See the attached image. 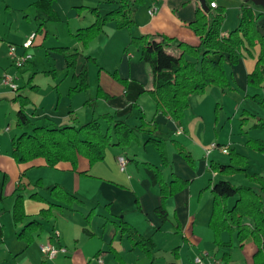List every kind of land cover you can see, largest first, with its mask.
Listing matches in <instances>:
<instances>
[{"label":"crops","instance_id":"crops-1","mask_svg":"<svg viewBox=\"0 0 264 264\" xmlns=\"http://www.w3.org/2000/svg\"><path fill=\"white\" fill-rule=\"evenodd\" d=\"M36 2L38 0H0V78L9 64L10 45L18 46L21 53H24L21 46L32 34H42L41 36L36 34L30 48L32 50L41 46V40L48 34L44 32L46 17L33 6ZM215 3L218 5L216 1ZM198 4L196 0H162L155 16L149 15L152 6L148 9L149 19L137 18L138 13L136 14L138 34L134 36L164 35L175 40L174 46L180 42L198 46L200 40L189 27L195 19ZM34 28H36L35 33ZM66 47L63 43L56 45V48ZM139 57L140 54L135 56L128 54L121 60L119 70L123 71L121 77L127 80V86L115 81L110 70L105 71L100 68L98 89L100 88L105 95L110 96V99L98 100L93 111L88 110L92 108L91 105L86 104L85 106H89L87 108L83 104L81 108L87 110L83 117H80L78 116L80 107L75 110L70 107L67 113L57 117L39 116L37 119L46 120L35 125L79 127L91 121L92 115V118H96L106 114L99 113L96 108L101 104L104 105L102 107L105 111L109 112L108 114L127 122L132 127L140 126L141 118H144V134L140 137V143L137 146L134 145L130 150L109 148L105 160L93 166L87 160L80 158L76 170H73L69 163H62L58 168H49L45 166L43 160L20 164L12 156V140L10 151L3 153L0 149V230L7 231L10 226L13 230L15 198L22 193L26 194L24 204L27 218L20 223L18 229L14 226L13 232L16 235L19 234L27 224L33 221H40L43 225V230L34 234V241L30 245H26L19 239L14 240L13 237L7 241L4 232V238L0 241V264H90L92 258L102 259V254L109 248H114L122 256L125 264H194L195 257L203 254H209L211 258L221 261L222 264H254V255L258 250L254 243H247L240 247L236 235L224 233L223 242L231 241L232 246L219 248L215 245L214 234L209 228L213 195L205 175L209 164L205 163L193 171L178 154V147H185L191 152L193 148H199L200 151L205 152L209 150L210 146L205 149L200 144L202 137L199 133L195 135L196 131H194L196 124L198 126L205 122L203 115L192 114L191 111L181 126H177L170 118L157 114L155 103L147 93L152 90V77L148 67L140 61ZM39 59L38 57L31 59L32 62L26 64L23 70H18L19 78H24V73L31 72L35 66L39 67ZM231 71L236 82L243 87L247 85V76L251 73V69L246 61L240 60L237 66L231 68ZM35 77L33 74L26 85L30 88L31 94H35L41 88L37 85L38 83H34ZM0 87H2L1 84ZM53 91L48 87L45 93L52 97ZM18 96L26 97L30 106L36 107L38 104L41 109L45 107L43 103L35 102L28 92L24 95L17 93L12 103L18 107L19 111L20 104L17 105L18 102L15 101ZM1 99L3 95L2 98L0 95V106L4 103ZM27 107L25 114L29 119ZM192 118L194 121L190 120ZM6 131L9 130L6 129ZM187 131L192 136H187ZM150 138L169 143L172 173L181 179L191 181L187 189L165 202L166 221H163L156 213L162 205V200L159 189L152 185L147 176L146 164L162 170L166 176V182H170L172 177L169 170L164 167L154 145L147 143ZM211 154L213 152L208 155ZM208 155L206 156L209 157ZM119 156H125L128 159L124 171L120 169ZM84 172H87L89 176L81 174ZM37 180L42 182L44 189L40 190L37 185L33 186ZM215 182L212 181V184ZM55 185L75 195L83 202V205L74 206L72 210L54 211V218L41 221L38 214L41 210L47 209L48 205L31 200L28 196L38 193L43 198L49 199L47 191L43 190H48ZM3 213H6V216ZM95 217L97 220L94 219ZM121 221L133 227L142 237L153 241L156 250L150 257L143 253L139 254L141 252L138 250H132L127 235L119 237L121 229L118 226ZM49 245L66 248L67 254L49 260L42 252V248ZM97 264L106 263L102 259L100 263L98 260Z\"/></svg>","mask_w":264,"mask_h":264},{"label":"trees","instance_id":"trees-1","mask_svg":"<svg viewBox=\"0 0 264 264\" xmlns=\"http://www.w3.org/2000/svg\"><path fill=\"white\" fill-rule=\"evenodd\" d=\"M116 2L118 7L102 16L98 9H92L95 21L86 28L78 29L72 37L84 47L105 33L108 23H115L117 29H131L136 27V14L138 7L144 0H110ZM208 11L201 9L198 4L195 19L189 27L199 38L198 46L178 43L164 35L133 36L131 44L139 49L140 61L144 62L152 77V90L147 93L155 103L156 113L170 118L181 126L186 112L191 107L194 96L204 95L208 88L217 86L229 88L227 70L240 63L243 50L259 48L260 53L254 71L247 76L249 86H264V33L261 31V19L264 12L258 13L253 7L246 6L241 10L239 26L227 37L222 36V27L226 20V11L217 5L212 8L215 0H206ZM53 0H39L33 6L44 13L48 20H57L52 7ZM42 27V25L40 26ZM66 59L67 66L72 69L79 56L77 49L57 48ZM95 62V59L89 58ZM112 77L127 86V80L119 78L116 73ZM78 85L71 92L85 90L88 87L85 72L75 76ZM98 97L105 100L110 96L98 89ZM15 101L20 104L18 112V126L23 127L29 123L25 114V107L29 104L26 97L18 96ZM137 127L117 119L112 114H105L81 126L66 125L61 127L34 126L31 132L24 131L20 136L12 139V155L21 164H28L35 160H43L46 167L58 168L62 163H69L73 170L77 169L78 161L83 158L91 166L103 162L109 148L126 150L140 142V134L144 132L145 120ZM147 143H153L160 155L165 168L170 166L168 148L164 140L150 138ZM250 148L264 155V142L250 140ZM178 152L195 166L184 148L178 147ZM230 163L227 165L214 163L210 165L213 174L233 175L245 173L247 157L231 152ZM146 173L152 185L159 189L162 205L156 210L163 221L167 219L165 202L189 187L190 182L174 178L166 183L163 171L146 164ZM89 176L87 172L81 173ZM250 185L235 186L230 181L220 180L212 184L213 209L209 220V228L214 234V243L217 247H231V241L223 242L222 235H236L239 246L254 243L258 250L254 255V264H264V176L260 174L249 175ZM38 188L41 183L38 182ZM49 199L38 193L32 194L31 199L45 203L47 209L39 212L41 221L54 218V211L73 209L81 206L83 202L72 193L59 185L47 190ZM91 215V214H90ZM13 217L16 224L22 223L27 215L24 210L23 199L18 196L14 204ZM89 218V217H88ZM123 234L127 235L132 248H139L148 257L156 250L151 239L142 237L133 227L121 221L118 226ZM43 230L40 221L27 224L18 234V239L30 245L34 241V234ZM2 231L0 230V241ZM120 262L122 258L111 248Z\"/></svg>","mask_w":264,"mask_h":264},{"label":"rangeland","instance_id":"rangeland-1","mask_svg":"<svg viewBox=\"0 0 264 264\" xmlns=\"http://www.w3.org/2000/svg\"><path fill=\"white\" fill-rule=\"evenodd\" d=\"M109 1L110 0H53L52 7L56 13L57 20H48L47 16L41 12L46 17L44 24L46 25L47 31L45 29L44 32H48V34L45 39H40L41 46L36 47L33 50L30 49L29 51V55H31L32 60L37 57L38 59L41 58L39 59V67L35 66L34 70L31 72L24 73V78H19L17 73L18 70L15 69L11 59L8 58L9 64L5 71L1 74V77L6 73L13 77L14 84L18 87V90L12 91L10 88L3 86L1 84L0 78V84L2 86L0 87L2 90L0 95L1 98L3 95V99L1 100L4 102L0 106V149L3 153L5 151L11 150V140L13 137L20 136L24 131L31 132L35 125L46 120L37 119L39 116L47 115V117H57L59 115H63V113H67L70 107L72 110L80 107L78 116L80 115V117H83L86 112L85 110H87L83 109V107L81 108L83 104L84 106L86 104L91 105L92 108L88 110L93 111L95 107L94 105L98 102V100H105L98 97L97 82L99 81L98 73L101 71L100 68L105 69V71L110 70L112 74L116 73L119 78H122L121 76L123 71L119 70L121 60L126 58L128 54L133 56L139 55V49L135 45L131 44L132 37L138 34V25L131 29H117L115 23L110 22L105 27V33L92 41L88 47H84L72 37V34H74L78 29L89 27L95 21L96 17L95 14L91 12L92 9L97 8L99 13L104 16L118 7L115 1L112 3ZM215 1L219 7L224 8L226 11V20L221 31L222 35H228L239 26L241 10L243 7L250 6L253 7L258 13L264 12L263 8L256 7L251 3H245L244 0ZM161 2L162 0H144L143 5L138 7L137 18L145 17L149 19L148 9L151 6H156L159 10ZM78 16H80V18H78ZM260 24L262 30L261 32L264 33V16L262 17ZM35 30L36 28L33 30L34 33ZM36 34L39 36L42 35L40 33ZM124 36L125 41H123ZM57 43L58 45L59 43H63L68 49H77L79 56L74 68L70 69L67 66L64 55H62V53L56 48ZM12 46L17 48L18 54H22L18 46ZM75 46H77V48ZM259 53L260 50L257 47L251 50V53L245 50L242 52L241 60L246 61L247 65L251 69V73L255 69ZM89 58L95 59V62L91 61ZM24 67L21 68V70H23ZM81 72L86 73L88 87L85 90L73 93L71 92L72 89L76 87L79 82L76 80L75 76ZM33 74L36 76L34 83H38L37 85L41 87L37 92H35V94H31L30 88L26 86L28 80H30V77ZM227 77L230 84L229 88L223 89L213 86L208 88L204 95L192 97L191 107L186 112L185 118L182 121L184 122L186 120V116L191 111L192 114H202L205 122L198 126L197 124L195 125V135L199 133V135L202 137L200 144L203 145L205 149H207V147H209L212 143L216 145L218 144V148L211 151L213 154L209 156L207 154L208 151L205 152L202 150L200 151L199 148H193L191 152V150L184 147V152L191 156L195 166L189 163L184 155L180 153L178 154L193 171L199 167H202V165L205 163L209 164L208 171L205 174L207 178V184H209L210 181L226 180L230 181L235 186H248L251 184L248 177L249 175L260 174L264 176V155L255 152L248 145L250 140H260L264 142V86L255 87L249 86L248 84L245 85L246 87L241 86L240 83L236 82L234 79L231 69L227 70ZM117 82L121 85H124L119 81ZM48 87H50L51 90H54V95L52 97H50V95H46L45 93V90ZM26 92L30 94V97L34 99L35 102L43 103L45 107L41 109L38 104L36 107H34V105H27L28 107L26 106V111L30 116L29 123L23 127H19L17 126L19 121L17 113L19 109L17 106H14L12 102L17 93L24 95ZM150 99L152 100L151 97ZM18 104L19 102L17 105ZM102 106L104 105L99 104L96 106L99 113L108 114L109 112L105 111ZM85 107L89 108V106ZM33 116L36 119H32ZM100 116L92 118V115L90 120L97 119ZM190 120L194 121L193 118ZM6 129L9 131H6ZM187 133V136H192L190 132L187 131ZM143 134L144 133H141L140 137H142ZM166 144L168 148L169 143L166 142ZM134 145L137 146V144ZM134 145L126 150H130ZM223 148L226 150V152L222 151ZM232 151H236L237 153L247 157V165L245 167L246 172L235 173L233 175L226 176L215 173L213 174V171L209 170L210 165L214 163L223 165L229 164ZM169 161L170 166L166 169L169 170L172 180H174V178H180L172 173V162L170 160V156ZM164 177H166L165 174ZM172 180L170 182H172ZM38 182H40V180L35 181L33 186L35 187ZM170 182L166 183L169 184ZM189 182L191 185V181ZM197 186L198 185H196V187ZM38 189H44L43 185ZM43 191L45 192L47 189ZM18 196L22 197L24 204V198L26 197V194H18L15 198V202ZM28 198L31 199L30 195ZM3 214L6 216V213ZM94 219L97 220V217ZM19 225L20 223L15 225L14 222L12 225L13 230H11V226L9 230L7 229V231H4L3 229L2 238H4L5 232L7 241H9L12 237L14 240L18 239V234L16 235L13 231L14 226H17L18 229ZM121 235L126 236V234H123L122 231L119 230V237ZM132 250H138L141 252L139 254H145L139 248H132ZM102 255L103 258H101L103 261L105 260L106 264H125L124 262H120L117 259L116 255L111 251L110 248ZM119 256L122 258L121 255ZM97 259L102 261L100 258H92V262H90V264H97Z\"/></svg>","mask_w":264,"mask_h":264},{"label":"built area","instance_id":"built-area-1","mask_svg":"<svg viewBox=\"0 0 264 264\" xmlns=\"http://www.w3.org/2000/svg\"><path fill=\"white\" fill-rule=\"evenodd\" d=\"M212 8H216L217 5L216 3L211 4ZM158 12V9L156 6H152L149 10V15L151 17L155 16ZM36 37V34H32L30 38L22 44L21 48L23 49L24 53L18 54L17 53V48L10 45L9 46V51H8V57L11 59L13 66L15 67L16 70H20L23 68L26 64H28L32 57L29 55L28 50L32 47L33 41ZM1 84L5 87L10 88L12 91H17L18 87L14 84V78L8 75L7 73L4 74L1 77ZM218 145L216 144H211L210 148L208 150V154L217 149ZM222 151L226 152V150L223 148ZM118 163L120 165L121 171H124L127 164H128V159L125 156H119L118 157ZM42 252L47 256L49 260H53L59 255H65L67 254V250L62 247H57V246H47L42 248ZM101 261L99 260V263ZM194 264H222L221 261L211 258L209 254H203L195 257L194 259Z\"/></svg>","mask_w":264,"mask_h":264},{"label":"water","instance_id":"water-1","mask_svg":"<svg viewBox=\"0 0 264 264\" xmlns=\"http://www.w3.org/2000/svg\"><path fill=\"white\" fill-rule=\"evenodd\" d=\"M196 1L200 4L202 10L208 11L206 0H196ZM244 1L245 3H251L256 7H261L264 9V0H244Z\"/></svg>","mask_w":264,"mask_h":264}]
</instances>
